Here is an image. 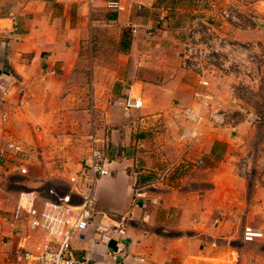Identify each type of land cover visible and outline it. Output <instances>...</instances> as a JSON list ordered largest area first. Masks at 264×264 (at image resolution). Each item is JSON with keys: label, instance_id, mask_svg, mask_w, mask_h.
<instances>
[{"label": "crops", "instance_id": "obj_1", "mask_svg": "<svg viewBox=\"0 0 264 264\" xmlns=\"http://www.w3.org/2000/svg\"><path fill=\"white\" fill-rule=\"evenodd\" d=\"M213 1L219 9L235 2L157 0L139 9L121 0L123 10H112L107 0H0V148L14 139L25 149L0 156V264H28L24 253L43 235L27 215L14 219L21 201L41 213L47 201L82 204L93 136L110 174L95 183L93 218L72 242L77 256L255 264L235 240L247 227L264 233L259 123L235 120V71L212 70L203 87L183 59L196 18L235 41V23L220 20ZM128 90L141 108L114 104ZM197 91L217 94L225 124L211 121ZM9 177L24 181L16 197L5 189ZM51 187L65 192L50 195Z\"/></svg>", "mask_w": 264, "mask_h": 264}, {"label": "built area", "instance_id": "obj_2", "mask_svg": "<svg viewBox=\"0 0 264 264\" xmlns=\"http://www.w3.org/2000/svg\"><path fill=\"white\" fill-rule=\"evenodd\" d=\"M139 9L152 8L157 0H131ZM107 7L112 10H123L121 0H107ZM210 10L217 12L220 20L227 23H235V11L219 9L214 3ZM184 65L195 71L199 78V84L210 87V72L218 71L222 74L235 71V41H231L218 34L211 22L197 20L187 29L183 50ZM235 90V85L233 87ZM197 101L206 104L209 118L214 123L223 125L227 120V112L210 92L197 91L194 94ZM115 105L129 111L142 107V100L136 98L131 90ZM186 110V114H189ZM90 155L86 161L89 169L86 192L82 196V204L78 207L58 205L47 201L44 212H39L35 204L29 200L21 201L15 208L14 219L20 220L25 214L29 219V227L32 231L43 230V235L35 244L34 251L24 253V259L28 264H95L87 256L79 257L73 249V239L77 232L86 230L94 213V188L97 179L110 174L109 162L104 149L98 146V142L91 138ZM24 146L14 139H3L0 148V156L11 154L15 157L24 155ZM202 164V161H199ZM245 167V164H244ZM167 169L162 176H165ZM50 195H55L54 188L47 189ZM263 236V233L251 227L244 230L243 238L251 242Z\"/></svg>", "mask_w": 264, "mask_h": 264}, {"label": "rangeland", "instance_id": "obj_3", "mask_svg": "<svg viewBox=\"0 0 264 264\" xmlns=\"http://www.w3.org/2000/svg\"><path fill=\"white\" fill-rule=\"evenodd\" d=\"M222 7L235 11V120L249 118L257 121L259 138H263L264 145V0H235ZM205 17L194 21H207ZM210 93L218 101L217 94ZM260 144L257 143L256 147ZM0 177L2 180L4 175ZM3 183L13 197L25 190L24 181L17 177H9ZM56 191L60 196L65 189L62 187ZM243 234L235 240V245H249L247 254H250L252 262L264 264V233L251 242L245 241Z\"/></svg>", "mask_w": 264, "mask_h": 264}]
</instances>
